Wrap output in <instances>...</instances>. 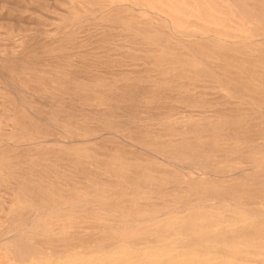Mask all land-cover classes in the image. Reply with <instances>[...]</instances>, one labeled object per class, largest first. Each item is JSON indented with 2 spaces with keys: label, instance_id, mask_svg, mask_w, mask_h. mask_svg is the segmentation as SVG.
I'll list each match as a JSON object with an SVG mask.
<instances>
[{
  "label": "rangeland",
  "instance_id": "obj_1",
  "mask_svg": "<svg viewBox=\"0 0 264 264\" xmlns=\"http://www.w3.org/2000/svg\"><path fill=\"white\" fill-rule=\"evenodd\" d=\"M263 59L264 0H0V264H264Z\"/></svg>",
  "mask_w": 264,
  "mask_h": 264
},
{
  "label": "bare ground",
  "instance_id": "obj_2",
  "mask_svg": "<svg viewBox=\"0 0 264 264\" xmlns=\"http://www.w3.org/2000/svg\"><path fill=\"white\" fill-rule=\"evenodd\" d=\"M170 1H176V0H170ZM192 1V0H191ZM159 2V1H158ZM193 3V2H192ZM143 4V3H142ZM161 5V4H160ZM152 6V5H151ZM156 8V6H153ZM166 9V8H165ZM195 10V9H194ZM155 11V10H153ZM182 10H180L181 12ZM163 12V11H162ZM194 12V11H193ZM192 12V13H193ZM168 13V12H167ZM199 13V12H198ZM197 13V14H198ZM196 14V13H195ZM192 15V14H191ZM186 36V35H185ZM200 40V39H199ZM190 42V41H189ZM208 43V42H207ZM193 44V43H192ZM189 47V46H188ZM220 47V46H219ZM174 50V49H173ZM203 50V49H202ZM201 50V51H202ZM211 55V54H210ZM189 56V55H188ZM156 57V56H155ZM161 57V56H160ZM186 59V58H185ZM184 59V60H185ZM241 59V58H240ZM249 60V59H248ZM257 60V59H256ZM264 60V59H263ZM244 61V60H243ZM186 62V61H185ZM156 63V62H155ZM158 63V62H157ZM246 64V63H245ZM209 65V64H208ZM212 65V64H211ZM226 66V65H225ZM230 66V65H229ZM243 66V65H242ZM231 68V67H230ZM228 68V69H230ZM233 71V70H232ZM261 71V70H260ZM262 72V71H261ZM259 74V73H258ZM264 74V73H263ZM246 78H247V75H245ZM261 76V75H260ZM262 77V76H261ZM240 80V79H239ZM242 85V84H241ZM238 87V86H237ZM255 89V88H254ZM243 90V89H242ZM259 90V89H258ZM263 90V89H262ZM257 91V89H256ZM239 93V91H237ZM262 92V91H260ZM243 94V93H242ZM263 94V92H262ZM256 95H259L256 94ZM248 96V95H247ZM262 96V95H261ZM254 97V96H253ZM256 98V97H255ZM258 98V97H257ZM256 98V99H257ZM260 99V97H259ZM262 99H264L262 97ZM258 131V130H257ZM261 132V130H260ZM254 134H257V133H254ZM259 135V134H258ZM256 136V135H255ZM256 138V137H255ZM186 152V151H185ZM102 173V172H101ZM203 174V173H202ZM185 215V214H184ZM238 216V215H237ZM234 217V216H233ZM259 227V226H258ZM251 228V227H250ZM256 230V229H255ZM47 248V247H46ZM259 250V249H258ZM199 251V250H198ZM234 252V251H233ZM75 253V252H74ZM186 254V253H185ZM190 254V253H189ZM68 257V256H66ZM64 257V258H66ZM71 259V257H70ZM81 260V259H80ZM250 260V259H248ZM58 261V260H57ZM242 262V261H241ZM35 263V262H34ZM260 263V262H259ZM118 264H223V263H212L210 261L209 258H206V257H202L201 258V254L200 256L198 254H193L192 256H179V255H172V256H169L167 257L166 259H160V260H157L155 259V261L153 260H150V259H147V258H142V257H138V258H133V256H130V255H127V257L123 258L122 261H120Z\"/></svg>",
  "mask_w": 264,
  "mask_h": 264
}]
</instances>
